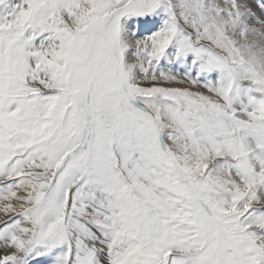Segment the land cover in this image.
<instances>
[{"label": "snow or ice", "instance_id": "snow-or-ice-1", "mask_svg": "<svg viewBox=\"0 0 264 264\" xmlns=\"http://www.w3.org/2000/svg\"><path fill=\"white\" fill-rule=\"evenodd\" d=\"M0 264H264V0H0Z\"/></svg>", "mask_w": 264, "mask_h": 264}]
</instances>
